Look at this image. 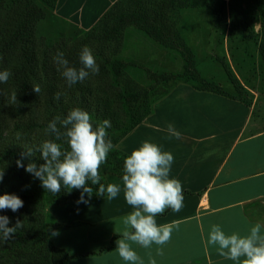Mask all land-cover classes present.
I'll return each instance as SVG.
<instances>
[{"label": "crops", "instance_id": "0c3cea01", "mask_svg": "<svg viewBox=\"0 0 264 264\" xmlns=\"http://www.w3.org/2000/svg\"><path fill=\"white\" fill-rule=\"evenodd\" d=\"M117 1L59 0L56 10L90 28ZM67 7L76 8L80 16L68 14ZM254 110V103L180 82L153 102L151 114L117 145L126 155L146 139L162 146L174 156L170 178L183 185V209L178 213L169 209L156 218L158 224L177 226L163 246V255L157 254L155 244L150 249L132 245L144 264L150 258L156 264H235L207 243L211 226L218 224L226 234L243 236L257 222L264 224V127L256 130ZM169 124L181 132V138H168ZM107 180L122 185L117 175L110 174ZM130 211L122 191L112 201L96 196L88 204L76 200L48 206L52 223L46 232L71 254L93 253L68 264H125L115 251V241L123 228L122 217ZM53 230L59 235L52 236ZM115 236L114 248L100 252Z\"/></svg>", "mask_w": 264, "mask_h": 264}, {"label": "trees", "instance_id": "16d2710c", "mask_svg": "<svg viewBox=\"0 0 264 264\" xmlns=\"http://www.w3.org/2000/svg\"><path fill=\"white\" fill-rule=\"evenodd\" d=\"M58 1L41 0L49 8H56ZM198 1L200 0H119L98 20L97 28L88 32L85 45L96 41L103 48L107 43H115L118 50L125 30L135 27L163 46L181 51L187 62L186 73L192 76L191 81L185 82L198 83L195 86L197 90L230 97L218 84L200 78L193 53L184 47L171 21V13L176 8H187ZM201 1L208 3V0ZM254 3L255 9L250 18L248 12H239L234 18L243 30L254 36L260 35L259 48L264 59V0H254ZM45 17V10L34 0H0V71L7 69L12 73L7 83H0V170L4 171L0 195L16 194L24 201L23 207L17 212H0V215L9 217V227L14 226L17 219L23 225L11 239L6 242L0 240V264H68L74 259L93 254H71L56 245L45 230L47 207L76 201L80 197V191L73 189L69 192L62 189L58 195H54L45 191L38 179L16 165L27 146L54 139L45 132L48 123L57 115L66 116L74 107L89 112L94 125L105 119L110 120L112 126L107 132L114 145L112 156L117 160L113 162L117 167L105 170L104 176L110 173L122 177V164L128 155L117 149V145L142 124L152 110V103L148 106L136 96L126 98L113 92L111 82L106 81L96 87L81 85L79 82L68 88L54 63V48L43 44L39 49L36 44L37 27ZM255 22L261 25L259 34L255 33ZM82 48L83 44L65 55L70 64L77 68L81 67L79 53ZM112 69L116 76L120 75L117 65ZM155 77L156 80L165 82L174 79L171 75ZM36 84L41 88L40 93L33 91V85ZM110 91L114 94H108ZM169 91L166 90L161 96L167 95ZM13 92L17 94V102L10 104L9 97ZM57 92L62 93L59 100L54 99ZM6 109L15 118L12 131L4 127L3 113ZM16 133L21 134L19 140L16 139ZM120 133L121 136L118 137ZM39 156L37 152L34 157L37 164L43 163ZM23 163L26 166L28 161L24 160ZM100 183L107 185L108 181L101 176ZM89 186L94 190L91 197H96L98 185H91L89 182ZM116 237L109 247L102 248L100 252L113 249Z\"/></svg>", "mask_w": 264, "mask_h": 264}, {"label": "clouds", "instance_id": "9594fccd", "mask_svg": "<svg viewBox=\"0 0 264 264\" xmlns=\"http://www.w3.org/2000/svg\"><path fill=\"white\" fill-rule=\"evenodd\" d=\"M53 59L68 88L83 82L90 74H99V65L88 46H84L79 53V68L70 64L63 51L57 52ZM11 75V71L7 69L0 71V83H7ZM33 91L40 93V86L33 85ZM61 94L57 92L54 99L59 100ZM16 102L17 94L13 92L9 103ZM111 126L108 119L94 125L89 112L74 107L66 116L57 115L48 123L45 132L54 139L27 146L21 152L16 165L38 179L41 187L54 195H58L62 189L69 192L73 189L79 190L77 204L89 203L94 192L89 182L91 185H98L95 194L108 201L116 199L122 191L123 198L132 211L122 217L123 228L120 238L115 241V251L125 264H144L132 245L150 249L155 244L158 246L157 254L163 255V246L170 242L172 232L177 226L170 223L158 224L156 218L169 209L174 213L183 209V185L179 179L170 178L173 154L147 139L125 157L122 185L100 183V169L114 148L107 132ZM167 133L169 139H179L182 135L171 124L167 126ZM20 138L21 134L16 133V139ZM37 152L43 163L35 162ZM24 160L28 161L26 166ZM3 177L4 171L0 170V182ZM23 205L24 201L16 194L0 195V212H17ZM9 224V217L0 215V240L5 242L23 226L19 219L14 226L9 227ZM262 229L264 224L257 222L247 235L242 236L236 232L226 234L220 225L214 224L208 234L207 243L216 246L219 256L234 261L235 264H264ZM51 235L56 236L59 233L53 230ZM149 264H156V260L150 258Z\"/></svg>", "mask_w": 264, "mask_h": 264}, {"label": "rangeland", "instance_id": "374dc122", "mask_svg": "<svg viewBox=\"0 0 264 264\" xmlns=\"http://www.w3.org/2000/svg\"><path fill=\"white\" fill-rule=\"evenodd\" d=\"M34 1L46 12L36 32L39 49L43 44L54 48L53 58L59 51L66 55L82 44L92 50L99 65V74H90L81 85L96 87L106 81L111 82L113 92L126 98L136 96L149 106L162 97L161 94L166 90L180 82L192 80V76L186 73L187 62L181 51L163 46L144 31L135 27L127 28L118 50L115 43H107L103 48L96 41L85 45L88 32L97 28L98 22L85 28L62 17L56 8L46 7L41 0ZM254 9V0H208V3L200 0L191 3L190 7L176 8L170 17L184 47L194 55L200 78L218 84L230 97L242 99L250 105L254 103L257 130L264 127V59L259 48L261 37L243 30L234 18L239 12H248L250 18ZM66 11L74 16L77 14L75 17L80 16L74 7H67ZM254 28L255 33L259 34L260 23L255 22ZM115 65L120 68L118 76L112 69ZM159 75H171L174 79L158 81L155 76ZM187 83L194 87L199 85L196 82ZM108 94L114 93L110 91ZM3 117L5 129L12 131L15 118L11 117L7 109ZM117 136L120 137L121 133ZM114 161L117 162L111 150L107 162L100 169V175L105 179L110 173L104 176V171L117 167ZM51 223L46 212L45 230Z\"/></svg>", "mask_w": 264, "mask_h": 264}]
</instances>
